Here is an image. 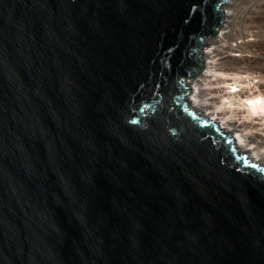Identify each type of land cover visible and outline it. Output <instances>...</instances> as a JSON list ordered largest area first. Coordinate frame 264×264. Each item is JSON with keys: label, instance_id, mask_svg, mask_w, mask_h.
<instances>
[{"label": "water", "instance_id": "water-1", "mask_svg": "<svg viewBox=\"0 0 264 264\" xmlns=\"http://www.w3.org/2000/svg\"><path fill=\"white\" fill-rule=\"evenodd\" d=\"M228 0H0V264H264V165L189 105Z\"/></svg>", "mask_w": 264, "mask_h": 264}, {"label": "bare ground", "instance_id": "bare-ground-1", "mask_svg": "<svg viewBox=\"0 0 264 264\" xmlns=\"http://www.w3.org/2000/svg\"><path fill=\"white\" fill-rule=\"evenodd\" d=\"M224 8H229L225 13ZM223 21L226 18V25H221L222 35L219 38H210L209 35L203 39L204 44L209 43L208 52L202 51V56L210 59L206 64L202 57V66L207 68L206 74H200L201 82L195 81L194 88L191 87L190 97H188L189 105L196 111H199L209 119H214L227 133H231L235 143L240 151L247 153L253 161L264 165V129L262 133L253 132L258 129L255 125V116H261L264 120V0H228L223 4ZM231 10V13L229 11ZM220 29V28H219ZM203 44V45H204ZM214 47V48H212ZM212 60V61H211ZM211 72L213 78L217 73L233 75V82L228 87L231 89L229 102L223 104H236L243 106L244 120L242 126L248 129L251 134L248 136L243 133H235L236 123H229L227 118L221 117L217 120L216 113L207 110V100L201 104L200 97L206 95V90L200 85L203 81L206 84L209 82ZM216 72V73H215ZM190 80V79H189ZM226 82V80H220ZM238 99V101H235ZM215 108H220L215 105ZM232 114L237 112V109H230ZM263 151V152H262Z\"/></svg>", "mask_w": 264, "mask_h": 264}, {"label": "rangeland", "instance_id": "rangeland-1", "mask_svg": "<svg viewBox=\"0 0 264 264\" xmlns=\"http://www.w3.org/2000/svg\"><path fill=\"white\" fill-rule=\"evenodd\" d=\"M235 0H230V2H233ZM225 9V13H227L229 8H224ZM229 13H231V10L229 11ZM226 18H224V21L222 22V26L226 25L225 23ZM221 26V27H222ZM220 27L218 33L216 35H212L210 36V38H219L222 35V28ZM209 46V43L206 42L203 47H202V51L208 52L209 48L207 47ZM214 48V47H212ZM203 60L204 63L206 64L208 61H210V59H206L204 56ZM212 61V60H211ZM200 74H206L207 73V68L202 66L200 69ZM216 73V72H215ZM208 76H210V78L208 79L209 82H215L211 84H206V81H203V84L200 85V87L204 88L206 90V95L200 97L199 99L201 100V104H203V102H205V100H207V104H205L207 106V110L208 111H212V112H217L216 113V117L217 120H219L221 117H225L227 118V120L229 121V123H236V129H238L237 131H235V133H243L245 135H247V143L248 141V136L251 134L252 131L248 130V129H244V127L241 125L242 122L244 120L247 121H251V119H246L243 113V110L245 109V107L243 106H238L236 104H223V102H229V98L227 97L231 91L230 88H228L231 83L233 82L232 78L233 75L230 73H225V74H220L217 73V76H215V78H213L212 73L209 72L207 74ZM220 80H226V82L220 81ZM195 81H199L201 82L202 80L200 79V75H196L194 78H190L189 80V84L191 85L192 88L195 87V85L193 84V82ZM188 96L190 97V94H188ZM235 101H238V99H236ZM215 105H219L220 108H215ZM231 108H235L237 109V112L235 114H232L230 109ZM256 119H254V123L255 125H259L258 129L253 130V132L256 133H262L261 129H264V120L261 119V116H255ZM264 150V149H263ZM263 152V151H262ZM264 154V152H263Z\"/></svg>", "mask_w": 264, "mask_h": 264}]
</instances>
